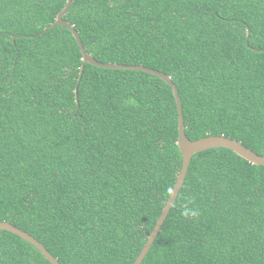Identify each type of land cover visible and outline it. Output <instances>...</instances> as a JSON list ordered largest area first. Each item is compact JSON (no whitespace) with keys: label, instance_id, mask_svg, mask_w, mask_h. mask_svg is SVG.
Listing matches in <instances>:
<instances>
[{"label":"trees","instance_id":"16d2710c","mask_svg":"<svg viewBox=\"0 0 264 264\" xmlns=\"http://www.w3.org/2000/svg\"><path fill=\"white\" fill-rule=\"evenodd\" d=\"M66 4L0 0V221L61 264H134L182 168L176 99L142 70L81 72L72 31L44 32ZM64 19L95 59L169 75L188 138L264 156V0H73ZM0 264L52 263L1 229ZM141 264H264V165L194 154Z\"/></svg>","mask_w":264,"mask_h":264},{"label":"water","instance_id":"95a60500","mask_svg":"<svg viewBox=\"0 0 264 264\" xmlns=\"http://www.w3.org/2000/svg\"><path fill=\"white\" fill-rule=\"evenodd\" d=\"M73 0H67L66 6L57 14L56 20L50 24L48 27L44 29V32L48 30L49 28H52L56 25L60 26H65L69 28L75 39L77 40L81 52L83 54V64L81 67V72L84 69V64L85 63H90L99 67L103 68H113V69H135V70H142L148 73H151L153 75H156L166 81L173 90L177 107H178V112H179V120H178V132L179 136L177 139V145L179 147V150L182 154V168L181 171L178 175V179L175 183L174 189L170 195V198L165 205V207L162 210V213L152 231V233L149 235L148 240L146 244L144 245L141 253L137 257L136 261L134 264H141L146 255L148 254L152 244L154 243L156 237L158 236V233L161 230V227L167 218L173 203L175 202L179 191L185 181V178L187 176L189 166L191 163V160L194 156V154L211 149V148H216V147H225L228 149L233 150L236 154L241 156L242 158L246 159L247 161L256 164V165H264V156L257 154L253 150L247 148L244 144H242L240 141H237L235 139H232L230 137H227L225 135H209L206 137H202L196 140H191L190 138L187 137L186 132H185V124H184V111H183V104H182V98L180 96L179 90L176 86V84L173 82L171 77L167 75L166 73H163L157 69L148 67L146 65L140 64V65H134V64H119V63H104L101 62L97 59L94 58L92 54L86 51L81 37L78 33V31L75 29L74 25L64 19V16L67 14L69 11L71 5H72ZM248 37L250 36V29L247 30ZM1 229H6L9 230L26 241L32 243L37 247L52 264H61L60 261L48 251V249L45 247L43 243H41L37 238H35L33 235L30 233L26 232L25 230L21 229L20 227L15 226L9 221H0V230Z\"/></svg>","mask_w":264,"mask_h":264},{"label":"clouds","instance_id":"9594fccd","mask_svg":"<svg viewBox=\"0 0 264 264\" xmlns=\"http://www.w3.org/2000/svg\"><path fill=\"white\" fill-rule=\"evenodd\" d=\"M183 214L187 217V216H189V215L195 216L197 213H196L195 211L188 210V209L186 208V210L184 211Z\"/></svg>","mask_w":264,"mask_h":264}]
</instances>
